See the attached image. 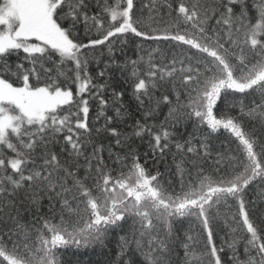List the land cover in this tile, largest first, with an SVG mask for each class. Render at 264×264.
Masks as SVG:
<instances>
[{
	"label": "snow or ice",
	"instance_id": "snow-or-ice-1",
	"mask_svg": "<svg viewBox=\"0 0 264 264\" xmlns=\"http://www.w3.org/2000/svg\"><path fill=\"white\" fill-rule=\"evenodd\" d=\"M0 264H264V0H0Z\"/></svg>",
	"mask_w": 264,
	"mask_h": 264
},
{
	"label": "trees",
	"instance_id": "trees-1",
	"mask_svg": "<svg viewBox=\"0 0 264 264\" xmlns=\"http://www.w3.org/2000/svg\"><path fill=\"white\" fill-rule=\"evenodd\" d=\"M129 38H131V37H129ZM128 55L129 56H133V53L131 51H129ZM120 89H126L128 91V93H129V95L131 94V91H132L130 85H124V84H121V85L118 86V90H120ZM111 91H112V89H109L108 90V95L109 96L111 94ZM124 102L125 103L128 102V97L127 96L125 97ZM97 111H98V106L95 103H92V105H91V111H90V114H89L90 122H92L94 120V118L96 117ZM102 123H103V120L101 119L99 121V124H102ZM221 132L223 133V130H221ZM224 134L226 135V133H224ZM144 150H145V147H142L141 148V152H143ZM69 251H71V250H69ZM93 258H95V257H93Z\"/></svg>",
	"mask_w": 264,
	"mask_h": 264
}]
</instances>
